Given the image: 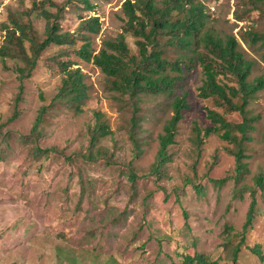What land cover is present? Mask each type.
I'll use <instances>...</instances> for the list:
<instances>
[{
	"label": "rangeland",
	"instance_id": "374dc122",
	"mask_svg": "<svg viewBox=\"0 0 264 264\" xmlns=\"http://www.w3.org/2000/svg\"><path fill=\"white\" fill-rule=\"evenodd\" d=\"M52 1L62 6L65 0ZM126 1L94 0L93 11L72 3L59 12L55 24L62 33H73L76 41L52 44L41 53L24 81L13 121L9 119L19 91L15 69L23 65L0 57V264H182L186 256L195 255L206 257L209 264H233L252 199L255 219L236 264H264L249 251L259 247L264 256V181L257 183L264 180V90L247 108L255 123L242 147L223 141L220 134L206 138L203 130L213 126L207 109L233 125L242 119L213 98L199 96L202 70L197 62L190 63L173 96L141 95L137 148L129 97L112 91L111 79L76 54L85 42L98 54L123 33ZM165 1L156 0L161 7ZM195 1L204 8L203 31L222 39L234 36L245 59L253 62L248 81L264 79V42L259 38L264 35V4L255 8L250 0ZM33 2L0 0V47L3 27L13 17L30 20L39 40L44 39L46 20L33 10ZM47 10L56 13L55 8ZM91 17L98 19L97 34L80 27L81 19ZM177 17L175 13L173 19ZM136 42L127 35L131 53L139 57ZM165 42L162 38L172 60L194 56L192 50L166 47ZM61 62L84 74L88 97L79 105L57 97ZM219 80L237 87L232 75ZM183 95L189 109L168 160L160 165L159 138L173 115L174 98ZM43 106L41 135L34 136L31 131ZM196 127L202 130L200 137ZM37 147L56 152L40 154ZM240 149L246 168L238 175L234 156Z\"/></svg>",
	"mask_w": 264,
	"mask_h": 264
},
{
	"label": "trees",
	"instance_id": "16d2710c",
	"mask_svg": "<svg viewBox=\"0 0 264 264\" xmlns=\"http://www.w3.org/2000/svg\"><path fill=\"white\" fill-rule=\"evenodd\" d=\"M94 0H65L62 6L52 0H34L32 8L38 10L42 18L46 20V31L43 40H39L37 31L30 20L20 21L14 17L9 24L4 25V43L0 47V57H9L21 63L15 73L19 81V91L14 99V110L9 121L17 118V106L22 100L24 81L28 79L36 68L41 53L54 44L56 46L74 45L76 39L73 33H62L56 25L59 12L72 3L81 4L87 11H93ZM255 8L264 4V0H250ZM47 7L55 8L56 13L51 14ZM123 11L126 22L123 33L117 39L105 44V47L95 54L90 50V44L85 42L76 52L84 61H91L111 79L112 91L120 96L129 97L133 106L132 139L139 148L135 137V131L139 125L141 112L138 101L143 94L173 96L178 83L182 80L185 68L189 64L197 62L202 70L203 83L199 88V96L202 99L213 98L218 106L226 108L227 112L237 113L242 121L233 125L228 123L215 110H206L207 119L213 125L203 130L204 136L220 134V138L237 147H242L244 141H249L248 133L254 130L255 118L247 111L249 104L256 95L264 90V79H255L249 82L253 62L245 59L240 51V44L234 36L220 38L209 31H203L204 8L202 3L195 0H166L164 7L159 6L156 0H127ZM177 13L179 17L174 18ZM236 19H240L236 16ZM80 27L90 34L99 32L97 18L81 19ZM127 35H133L137 39L139 57L133 55L127 43ZM257 36L254 33V38ZM258 37V36H257ZM84 37L83 39H86ZM166 39V47H178L181 50H192L194 56L180 55L172 60L167 54V48H163L161 40ZM264 42V35H261ZM27 45V46H26ZM192 46L194 49H192ZM202 47L204 53L198 48ZM62 71L61 86L57 97L66 99L72 105H79L88 97V86L84 82V74L80 68H73L70 62L59 63ZM173 73H178L173 75ZM232 75L237 81V87L221 83L220 76ZM236 101V102H235ZM173 115L165 126V133L160 136V150L158 162L163 164L168 160V150L176 143L178 127L184 119L185 111L189 109L186 95L177 96L172 102ZM46 107H41L35 119L31 134L41 135L39 130L43 123ZM196 129L197 137L202 130ZM108 133L106 127H101V134ZM234 134H239L240 139ZM40 154L56 152L53 148H35ZM236 173L241 175L245 170L242 164V149L235 154ZM263 178L257 183L261 186ZM224 180L218 184H223ZM256 211V201L252 199L249 206L245 224L239 234V243L233 250V264H236L238 254L246 243V236L251 229ZM261 263L264 256L259 247L249 249ZM182 264H209L206 257L195 255L186 256Z\"/></svg>",
	"mask_w": 264,
	"mask_h": 264
}]
</instances>
